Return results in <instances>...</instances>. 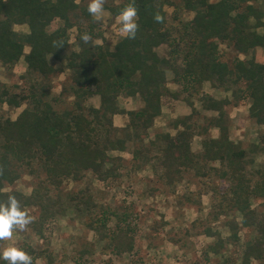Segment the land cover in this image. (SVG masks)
I'll return each mask as SVG.
<instances>
[{"label": "trees", "instance_id": "trees-1", "mask_svg": "<svg viewBox=\"0 0 264 264\" xmlns=\"http://www.w3.org/2000/svg\"><path fill=\"white\" fill-rule=\"evenodd\" d=\"M252 1L111 0L102 7L112 18L130 15L125 35L111 44L96 25L88 0H0V63L9 69L23 58L24 76L40 78L25 93L0 83V108L24 104L14 119L0 115V229L14 228L34 207L38 215L31 226L41 236L46 223L70 208L83 216L105 251L132 252L135 240L126 213L97 209L88 188L68 193L67 203L53 197L50 189H59L67 179L80 181L88 172L99 180L115 179L124 158L109 152L129 151L137 168L149 164L170 192L184 173L192 172L199 188L188 203L200 204L202 195L210 194L212 220L238 212L239 223L227 221L231 239L238 241L239 228L253 231L240 263L264 262V212L253 206L254 201L264 205V162L249 167L257 155H264V132L259 141L243 147L229 137L227 123V107L244 98L249 116L264 126V61L255 55L257 48H264V2ZM165 6L173 8L170 17ZM56 19L61 24L50 30ZM22 24L27 32L15 30ZM71 28L76 33L70 43ZM160 46L166 54L159 53ZM221 46L235 54L226 57ZM65 71L70 84L62 91L72 100L60 109L62 96H52L45 81ZM168 72L179 86L175 91L167 86ZM204 82L229 96L203 92ZM167 94L185 102L190 112L169 120L174 134L151 133ZM92 95L99 96L97 107L86 104ZM120 95L138 96L142 106L125 110L118 104ZM194 100L216 114L202 116L200 122ZM119 113L128 117L124 127L113 124ZM211 127L218 130L217 136L211 135ZM197 133L200 149L194 151L191 143ZM34 164L44 179L28 195L3 189L19 179L21 167L35 176ZM205 231L216 237L207 251L218 254L224 240L208 226ZM45 255L46 249L26 245L10 256L0 253V264H37Z\"/></svg>", "mask_w": 264, "mask_h": 264}, {"label": "rangeland", "instance_id": "rangeland-1", "mask_svg": "<svg viewBox=\"0 0 264 264\" xmlns=\"http://www.w3.org/2000/svg\"><path fill=\"white\" fill-rule=\"evenodd\" d=\"M109 1L111 0H88V4L103 37L112 44L126 33L130 15L120 14L112 18L108 10L102 7V4ZM113 1L119 2L120 0ZM252 2L263 4L264 0H253ZM165 9L167 16L170 17L173 8L165 6ZM184 17L190 18L191 14H184ZM60 24L61 21L56 19L49 29H54ZM15 30L27 32L28 28L25 24L15 25ZM75 33V28L69 29L70 43L74 42ZM96 42H101V40L98 39ZM221 48L226 57L231 58L235 54L230 48L225 46H221ZM257 49L258 59L264 60V50ZM158 51L160 54H166L164 46H160ZM50 61L53 64H58L55 61ZM25 70L26 63L23 58L9 69L0 63V83L6 84L14 92H27L31 82L40 78L36 74L24 76ZM167 78L168 88L171 91L177 90L179 86L172 82L171 73ZM45 84L48 85L52 96H62L58 107L60 109L68 107L72 97L70 95L66 97L62 91L70 84L68 72L52 75L45 81ZM203 92L216 98L229 96L228 91L213 88L209 82L203 83ZM86 104L97 107L99 96L92 95ZM118 104L125 110H132L140 108L142 101L138 96L120 95ZM194 105L198 115L201 116L199 117L200 122L203 120L202 116L216 114L214 111L203 109L198 100H194ZM248 107L249 102L244 98L236 106L227 107L229 137L235 142H242L243 147H248L259 141V136L264 132V126L257 124L249 116ZM23 108L24 104L19 107H8L4 104L0 108V115L14 119ZM162 110V116L155 120L157 127L163 125L166 119L190 112V108L185 102L168 94L162 97ZM115 120L116 124L122 127L127 123L128 117L126 114L119 113ZM210 133L212 136H217L218 130L211 127ZM200 142L201 135L197 133L191 143L192 150H199ZM109 154L124 158L122 167L119 169V177L104 181L88 172L80 181L65 180L59 189L50 186L51 194L53 197L60 196L63 202L67 203L68 193L88 188L98 205L97 209L100 210V207L103 206L117 210L119 213H126L135 240L132 252L115 255L105 251L104 243L99 240L93 230L85 225L83 216L69 210L70 208L64 214L58 215L46 223L40 236L31 226L32 221L37 218L38 210L29 207L27 215L18 219L14 228L0 229V253L2 256H10L22 246L29 245L47 250V255L36 260L37 264H241L244 243L251 239L253 231L239 228V239L235 242L231 239L227 221L235 220L239 223L240 214L238 212L231 211L212 220L208 216L211 210L210 194H203L200 204L197 201L188 203L199 188L192 172L184 173V179L175 187V192H170L149 164L137 168L135 162L131 160L129 151H110ZM262 162H264V155L259 154L249 167L256 169ZM34 167L37 168L35 176L28 173V169L21 167L19 179L14 184L6 185L3 189L15 188L28 195L33 185L44 179V173L40 166L34 164ZM259 204L254 201L253 206H257L260 211L264 212V205ZM207 226L212 231H217L224 240L218 254L207 251L208 244L216 242L215 236L206 233ZM108 227L110 229L114 227V220L109 221ZM251 264H264V262L253 260Z\"/></svg>", "mask_w": 264, "mask_h": 264}, {"label": "crops", "instance_id": "crops-1", "mask_svg": "<svg viewBox=\"0 0 264 264\" xmlns=\"http://www.w3.org/2000/svg\"><path fill=\"white\" fill-rule=\"evenodd\" d=\"M15 28V27H14ZM28 28V27H27ZM125 35V34H124ZM27 49H28V47H26ZM26 48H25V51H26ZM260 50H264V48H260ZM28 51V50H27ZM26 51V52H27ZM256 51H258V49H256ZM260 52V51H259ZM257 53V52H256ZM256 55V58L258 59V57H257V54H255ZM240 57H242V55H240ZM259 61H264V60H260V59H258ZM169 74V73H168ZM172 75V74H171ZM174 91H175V89H174ZM94 106V105H93ZM189 107V106H188ZM163 111V110H162ZM162 111H161V114L158 116V117H156L155 118V120L156 119H158L159 117H161L162 116ZM189 112H187L186 114H188ZM185 114V115H186ZM116 115L117 114H115L114 116H113V124L115 125V126H118L117 124H116V120H115V118H116ZM183 116V115H182ZM178 117H181V116H175V117H173V118H169V119H166V120H164V124L163 125H161V126H159V127H157L156 125H155V121H154V124H153V126L149 129V131L152 129V131H151V133H153V132H155V131H163V132H169L170 134H174L175 133V128L174 127H171L170 125H169V120H174L175 118H178ZM115 121V122H114ZM125 126V124L122 126V127H124ZM119 127V126H118ZM154 129V130H153Z\"/></svg>", "mask_w": 264, "mask_h": 264}]
</instances>
